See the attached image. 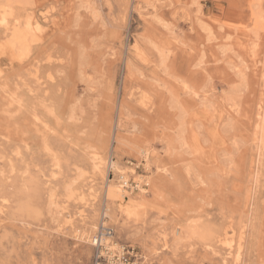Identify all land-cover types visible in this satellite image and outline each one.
Wrapping results in <instances>:
<instances>
[{"label": "rangeland", "instance_id": "374dc122", "mask_svg": "<svg viewBox=\"0 0 264 264\" xmlns=\"http://www.w3.org/2000/svg\"><path fill=\"white\" fill-rule=\"evenodd\" d=\"M24 1L12 16L43 26L27 55L0 23V264L92 262L77 214L118 205L93 154L145 211L108 224L139 264H222L224 231L242 234L239 264H264V0ZM177 225L197 237L174 246Z\"/></svg>", "mask_w": 264, "mask_h": 264}, {"label": "bare ground", "instance_id": "6f19581e", "mask_svg": "<svg viewBox=\"0 0 264 264\" xmlns=\"http://www.w3.org/2000/svg\"><path fill=\"white\" fill-rule=\"evenodd\" d=\"M10 1L16 3V1H18V0H16V1L15 0H10ZM6 2L5 3H0V13H1V19H2L0 23L5 28L4 32L6 30H8L10 32V34L8 35L9 40L7 42V46L8 47H6V48H9L8 51L10 50L11 51L10 53H12V50L13 51L14 50H18L20 55H24L25 56V55H27V53H29V48L31 47V44L37 43L39 41L40 35L42 33L41 32V28H43V26H41V24L39 25L37 22H34L33 21V18L31 17V15H27V13H25L26 15L24 14L25 16H23V18H22L23 21L22 22L21 21L19 22V20L21 18V15L19 16V19L17 21L16 19L18 18V16H16L17 17L16 19L14 18V16H12V14L14 15V13H15V9H13V8H16V12L18 11V13L22 9L19 8L21 10H18L17 7H14V5H12V4H15V3L9 2L12 5V9H13L12 10L11 7H10V4L8 2L7 3ZM22 2H25V1L22 0ZM28 2H29V0H28ZM27 4H29V3H27V0H26V4H22V5L25 8V5H27ZM18 5H19V3H18ZM23 10H22V12H25V10L24 11ZM13 11H14V13H12ZM7 19H9L10 22H11V24H12L10 30H9L10 27L9 28L8 27H5V25H7V22L9 21ZM8 24H9V22H8ZM3 35H4V33H3ZM0 43H1V41H0ZM2 47H3L2 49H4L5 46H2ZM6 51H7V49H6ZM6 51H4V52H6ZM0 52L2 53V51H0ZM0 56H2V55H0ZM20 57L21 56H19V58ZM9 58H10V55H9ZM37 63H38V61H37ZM176 99H179V98H176ZM190 104H192V103H190ZM183 114H184V112H183ZM189 115H188V117H189ZM167 116H166V118H167ZM169 116H170V114H169ZM168 121H170V120H168ZM177 123H176V125H177ZM260 125H261V123H260ZM169 126H170V124H169ZM173 127H176V126H173ZM196 138H197V136H196ZM175 144L176 143L173 142V146L171 147V149H175L176 148ZM192 150H193V148H192ZM197 150H199V149H197ZM141 153H142V157H143V159L145 161V164H146V169H149L148 166H147L148 163H149V160H150L149 154H148V152L146 150H142ZM194 154H195V152H194ZM91 161H92V165H93L92 167H94L97 171H98V168H99L100 165L101 166H104L105 165L104 170L102 169L103 171L101 170L99 173L103 177L104 183L107 186L106 188H113L114 191H115V193L117 194V196H118V205H117V208L115 209V211H111L110 206L108 204V201L107 200H104V198H103L104 201L102 202V206L100 208L99 215H98V217L96 216L98 218L97 225H95L94 223L85 224L84 223V219L85 218L81 214H77V216L79 217V219H78L79 221L78 222H80V223L83 222V226H82L81 229L78 228V227L77 228H74V232L76 233V237L75 238L80 239V240H84V241H87V242L90 241L91 245L93 247H95L96 250L99 251V253H101L100 255H102V256H107L108 255L109 257H111L114 254L116 255V254H118L120 252V250H119L120 247H118L113 242V230L111 228H108V224L110 222H112V223H126V222L127 223H130V222H133V223H136L137 224V223H139V222L142 221V218L145 215L144 214L145 211H143V207H142V205L140 203L137 204L136 202H133L131 200V191L127 190V187H129L128 182H127V179H126L125 176H123V171L119 169L116 161H114L113 159H111L109 157H108V159H105L104 160V158H102V156H98L97 154H93V156L91 158ZM108 171H112L114 173V175H116L118 177V180L115 181V182L113 180H110L109 177L107 176ZM135 173H136L135 170H131V174L132 175H135ZM263 177H264V175H263ZM135 184H136V186H135L136 190L140 194H144L145 191H146L145 190L146 188L144 189L143 186L148 185V181L143 182L142 179L139 177L135 181ZM88 191H90V190H88ZM68 197H69V194H68ZM69 198H72L71 195H70ZM83 198L84 197L82 195V199ZM68 199H67V201H68ZM95 213H96V211H95ZM69 217L72 218V215H69ZM242 229H244V227ZM225 230H227V228H225ZM228 231H229V228H228ZM182 232L183 231H180L178 229V225H177L176 228L174 229V236H175V238L173 237L174 240L172 242L173 245L176 246V247L178 246V244L180 243V241H182L181 239H183V238L186 241H188L193 236H196L197 237L196 229L194 228V226H189V228L187 230V234H184ZM228 233L229 234H227V232L224 231L223 234H225V235L222 238V240L220 241L221 244H223V247L225 248V256L224 257H223V255L221 256L222 257V264H239L240 261H241V259H242V254H243V245H242V243H243V237L241 236L242 234L240 233L238 235V238H237V241H236L234 233H232V231L231 232H228ZM200 234H202V233H200ZM149 238L151 239L150 240L151 241L150 246L153 247V250L154 251H157V249H155V246L157 245L158 242H162L161 247L163 249H167V239H166V237L164 235V232H156L154 235L150 236ZM98 245L101 246V248H98L99 247ZM263 246H264V244H263ZM118 250H119V252H117ZM227 257H229L231 259V261L227 260L226 259Z\"/></svg>", "mask_w": 264, "mask_h": 264}, {"label": "built area", "instance_id": "2783aa9c", "mask_svg": "<svg viewBox=\"0 0 264 264\" xmlns=\"http://www.w3.org/2000/svg\"><path fill=\"white\" fill-rule=\"evenodd\" d=\"M98 248H101V246ZM100 254L95 248V254L90 264H139L141 258L133 248L127 246H122L120 252L111 257Z\"/></svg>", "mask_w": 264, "mask_h": 264}]
</instances>
